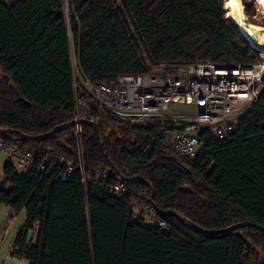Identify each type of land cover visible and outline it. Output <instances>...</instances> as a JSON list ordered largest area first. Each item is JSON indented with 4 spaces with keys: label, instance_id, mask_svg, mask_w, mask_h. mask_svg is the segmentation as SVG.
Instances as JSON below:
<instances>
[{
    "label": "trees",
    "instance_id": "obj_1",
    "mask_svg": "<svg viewBox=\"0 0 264 264\" xmlns=\"http://www.w3.org/2000/svg\"><path fill=\"white\" fill-rule=\"evenodd\" d=\"M224 4L67 0L65 13L62 0H0V137L35 156L25 174L7 163L1 169L0 204L13 216L24 212L9 256L30 264H264V231L257 226L238 228L250 241L247 249L231 231L207 235L187 223L264 227V78L257 100L225 138L199 128L201 149L192 158L164 142L185 124L98 118L101 151L82 124L83 171L61 179L62 164L48 172L39 167L49 151H76L72 126L45 140H15L16 131L42 134L72 119L70 44L93 82L160 66L173 73L200 62L257 64L260 52L225 19ZM120 182L124 190L115 192ZM136 199L153 207L151 222L144 209L135 213ZM166 210L186 222L162 215Z\"/></svg>",
    "mask_w": 264,
    "mask_h": 264
},
{
    "label": "built area",
    "instance_id": "obj_2",
    "mask_svg": "<svg viewBox=\"0 0 264 264\" xmlns=\"http://www.w3.org/2000/svg\"><path fill=\"white\" fill-rule=\"evenodd\" d=\"M251 45L260 52L261 58L253 65L195 63L180 65L173 73L161 66L150 72L118 74L113 81L97 82L83 75L78 66L76 76L82 88L78 87V92H75L73 86L71 119L75 123L72 127L76 151L69 154L49 151L39 172L50 171L55 163L64 166L61 179L70 170L83 171L80 122L88 117H92L93 121L98 118H118L136 126H145L149 122L160 126L167 122L185 124L182 129L172 128L165 144L170 145L180 156L195 157L201 149L198 138L201 122L209 123L211 131L218 138H225L233 124L257 100V88L264 75V50ZM175 105H180V109L175 108ZM237 109H240L239 115L235 113ZM6 163L17 174H25L33 168L35 156L14 143L5 144L0 137V175ZM113 190L123 192L124 186L120 182L113 186ZM149 208L148 213L145 209L144 213L146 221L151 222L155 211ZM142 209L135 204V213ZM157 224L162 230L168 229L162 219H158Z\"/></svg>",
    "mask_w": 264,
    "mask_h": 264
},
{
    "label": "rangeland",
    "instance_id": "obj_3",
    "mask_svg": "<svg viewBox=\"0 0 264 264\" xmlns=\"http://www.w3.org/2000/svg\"><path fill=\"white\" fill-rule=\"evenodd\" d=\"M67 0H62V5H63V10L64 12L66 13L67 12V4L65 6V3H66ZM227 0H225L226 2ZM246 2V4H244ZM240 4L243 6L244 8V12H245V18L248 19V21H250L251 23H254V24H258L260 25L261 27H264V0H240ZM225 11V19L230 23L232 24L233 26L236 27L237 29V25L232 21V19L228 18L227 16V12L226 10L224 9ZM232 13L234 14L235 13V10L233 9ZM247 13H250L251 16H249ZM244 35V34H243ZM246 37V35H244ZM248 39V38H246ZM260 39L262 40L261 43H259L263 48L264 50V32L262 31L261 32V35H260ZM252 46V45H251ZM253 47V46H252ZM254 48V47H253ZM70 83H71V90H72V93H73V86H74V89H75V92H78V87L82 88V84L80 83L81 81L78 79V77L76 76V72H77V68L79 66L78 62H77V59H76V53L74 52L73 50V47H72V44H70ZM261 60V58H260ZM200 63H205V62H200ZM161 67V66H160ZM163 67V66H162ZM157 68V67H156ZM2 76V72L0 71V78ZM117 76V75H116ZM116 76L110 80V81H113L115 80ZM264 78V75L262 76L261 80H260V85L262 83V79ZM72 79H73V84H72ZM85 87H87L86 84H83ZM261 88H257V94L259 95V90ZM179 107H181L180 105H175V108H178L180 109ZM190 109H193V108H190ZM236 114H240V109H237L235 111ZM241 117V116H240ZM239 117V118H240ZM112 119H115V120H118V121H122V122H125L127 124H130L132 125L130 122L128 121H123V120H120L118 118H112ZM86 120H92V117H88L86 118ZM84 121V120H83ZM96 120H94L95 122ZM194 123H196V121H192ZM187 123H190V122H187ZM199 123V122H198ZM75 124V123H74ZM80 124H84L83 122H80ZM207 125L210 127V129L212 128V126L209 124V123H204V122H201V125ZM132 126H136V125H132ZM168 136L165 138V141L166 142L168 140ZM1 175H0V180H1ZM137 204L138 206L142 207L143 209H145V211L148 213V210L150 209L149 207H147V205H145L143 202L139 201L138 199L136 200H133V204ZM134 204V206H135ZM153 208V207H152ZM136 210L138 211V209L136 208Z\"/></svg>",
    "mask_w": 264,
    "mask_h": 264
},
{
    "label": "water",
    "instance_id": "obj_4",
    "mask_svg": "<svg viewBox=\"0 0 264 264\" xmlns=\"http://www.w3.org/2000/svg\"><path fill=\"white\" fill-rule=\"evenodd\" d=\"M253 37V40L256 41L257 38L256 36L253 34L252 35ZM247 38V37H246ZM248 42L251 44V42L249 41V39H247ZM83 123L87 124L90 126V128L92 129V133H93V136H94V140L96 142V145L99 149V151H101V145H100V141H99V137H98V129H97V125L94 121L92 120H84ZM74 124V121L73 120H70L68 121L67 123H63V124H60V125H56L54 126L53 128H51L50 130H48L46 133H42V134H37V135H31V136H28V135H24L18 131H16L17 133V137L15 138V140H18V141H25V140H36V141H39V140H45L47 139L52 133L64 128V127H67V126H72ZM4 133V130H1L0 129V135ZM152 197H153V191L151 193V197L148 199L149 203L151 205H154L153 204V201H152ZM162 215H171V216H174L176 217L178 220L182 221V222H186L184 220V218L182 216H180L178 213H176L175 211L173 210H166V211H162L161 212ZM189 227L195 231V232H201V233H205L207 235H215V234H223V233H227V232H233L236 236H238L239 238H241L244 243L246 244V248L248 249L250 247V241L248 239H246V237L238 230V228L244 226V225H247V226H257L258 228L262 229L264 231V227L261 226V225H257L253 222H236V223H233L227 227H223V228H219V229H206L204 227H201L193 222H187Z\"/></svg>",
    "mask_w": 264,
    "mask_h": 264
},
{
    "label": "crops",
    "instance_id": "obj_5",
    "mask_svg": "<svg viewBox=\"0 0 264 264\" xmlns=\"http://www.w3.org/2000/svg\"><path fill=\"white\" fill-rule=\"evenodd\" d=\"M23 219V211L17 216H13L12 211L8 207L0 204V264H30L26 259L8 255L13 236Z\"/></svg>",
    "mask_w": 264,
    "mask_h": 264
},
{
    "label": "bare ground",
    "instance_id": "obj_6",
    "mask_svg": "<svg viewBox=\"0 0 264 264\" xmlns=\"http://www.w3.org/2000/svg\"><path fill=\"white\" fill-rule=\"evenodd\" d=\"M224 9L227 12L228 18L232 19V21L237 25V30L246 35L249 41L254 45L260 47L261 32H264V27L260 25L253 24L245 18V12L243 6L240 4V0H227L224 4ZM235 10L233 14L232 11ZM255 35L257 40L254 41L252 35Z\"/></svg>",
    "mask_w": 264,
    "mask_h": 264
}]
</instances>
